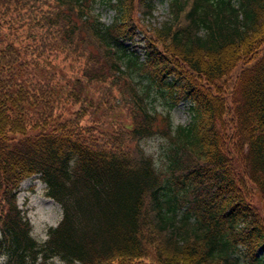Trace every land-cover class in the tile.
I'll use <instances>...</instances> for the list:
<instances>
[{"label":"trees","instance_id":"1","mask_svg":"<svg viewBox=\"0 0 264 264\" xmlns=\"http://www.w3.org/2000/svg\"><path fill=\"white\" fill-rule=\"evenodd\" d=\"M105 1L107 23L97 0H0V264H264V0H167L150 28L151 0ZM35 173L62 208L42 240L16 199Z\"/></svg>","mask_w":264,"mask_h":264},{"label":"rangeland","instance_id":"2","mask_svg":"<svg viewBox=\"0 0 264 264\" xmlns=\"http://www.w3.org/2000/svg\"><path fill=\"white\" fill-rule=\"evenodd\" d=\"M152 10L151 15L143 16L135 7L134 17L145 28H150L154 23L165 20L169 16L167 0H151ZM95 12L98 13L100 19L104 22H109L114 14L113 8L108 5L105 0H97L95 3ZM137 30V29H136ZM146 35V34H145ZM143 32L138 29L133 43L129 40L125 43L130 48H135L141 56H143V46L146 43V37ZM187 100H181L170 109V117L172 124L187 123L190 120V113L187 109ZM157 110L165 111L167 104L165 99L156 94L153 100ZM225 125L229 124L225 119ZM229 129V125H228ZM142 146L152 155L157 165L164 167L166 159V140L158 136H150L141 140ZM241 150L246 152V145L241 144ZM26 185L22 186L21 181L17 188V202L22 209L24 216L31 224V233L38 239H45L47 237V229L58 223L62 215V208L57 200L46 194V183L39 177L37 173L31 174L24 179ZM252 202L257 205L264 214V198L256 192L251 191ZM2 257L0 256V262ZM52 264H63L59 259L54 258Z\"/></svg>","mask_w":264,"mask_h":264},{"label":"bare ground","instance_id":"3","mask_svg":"<svg viewBox=\"0 0 264 264\" xmlns=\"http://www.w3.org/2000/svg\"><path fill=\"white\" fill-rule=\"evenodd\" d=\"M21 184H22V186H25L26 185V181L25 180H21Z\"/></svg>","mask_w":264,"mask_h":264}]
</instances>
